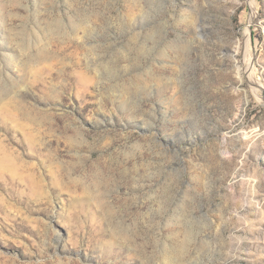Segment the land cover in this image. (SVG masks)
Segmentation results:
<instances>
[{"label":"rangeland","instance_id":"374dc122","mask_svg":"<svg viewBox=\"0 0 264 264\" xmlns=\"http://www.w3.org/2000/svg\"><path fill=\"white\" fill-rule=\"evenodd\" d=\"M0 264H264V0H0Z\"/></svg>","mask_w":264,"mask_h":264},{"label":"bare ground","instance_id":"6f19581e","mask_svg":"<svg viewBox=\"0 0 264 264\" xmlns=\"http://www.w3.org/2000/svg\"><path fill=\"white\" fill-rule=\"evenodd\" d=\"M253 2V1H252ZM252 7V14H251V17L253 18L254 17V8H253V6H251Z\"/></svg>","mask_w":264,"mask_h":264}]
</instances>
